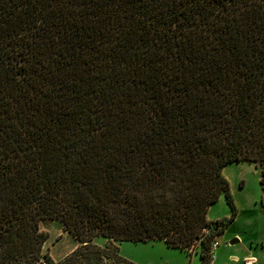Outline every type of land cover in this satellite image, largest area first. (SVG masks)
<instances>
[{"label": "trees", "instance_id": "trees-1", "mask_svg": "<svg viewBox=\"0 0 264 264\" xmlns=\"http://www.w3.org/2000/svg\"><path fill=\"white\" fill-rule=\"evenodd\" d=\"M241 161L264 190V0H0V264L149 240L212 264ZM56 220L80 243L61 261Z\"/></svg>", "mask_w": 264, "mask_h": 264}, {"label": "rangeland", "instance_id": "rangeland-1", "mask_svg": "<svg viewBox=\"0 0 264 264\" xmlns=\"http://www.w3.org/2000/svg\"><path fill=\"white\" fill-rule=\"evenodd\" d=\"M223 173L230 183L239 217L233 230H228L219 238L220 247L212 246L213 264H245V256L248 254L257 258L253 264H264L262 168L254 162L241 161L227 165ZM231 213V207L225 195H222L210 208L208 218L212 219L210 221H217L230 217ZM41 228L49 235L44 252L55 261L65 259L80 247V243L58 220L43 224ZM215 242H218L217 238ZM94 243L105 247L107 239L99 236L95 238ZM113 245L119 248V254L128 264H201L202 246L199 243L193 244L185 251L168 247L164 240L113 241Z\"/></svg>", "mask_w": 264, "mask_h": 264}, {"label": "crops", "instance_id": "crops-1", "mask_svg": "<svg viewBox=\"0 0 264 264\" xmlns=\"http://www.w3.org/2000/svg\"><path fill=\"white\" fill-rule=\"evenodd\" d=\"M208 215H209V213H208ZM238 217H239V213H238V216L236 217V219L230 224V226L228 227V229H227L225 232H227L228 230H229V231L233 230V228L235 227L236 222H238ZM224 218H228V217H224ZM222 219H223V218H222ZM209 220H212V219H209ZM217 220H221V219H217ZM223 234H225V233H223ZM223 234H222V235H223ZM222 235H221V236H222ZM221 236L217 237V241H218V242H219V238H220ZM236 236H240V235H239V234H236ZM240 239H241V240H244L241 236H240ZM237 242H239V240H237ZM218 247H220V242H219V246H218ZM218 247H217V248H218ZM216 250H217V249H216ZM216 250H215V251H216ZM213 256H214V253H213ZM251 259L254 260V261L257 260V258L254 257V255H251V254L246 255V256H245V260H246V261H245V264H248L247 261H248V260H251ZM213 262H214V257H213ZM212 264H213V263H212Z\"/></svg>", "mask_w": 264, "mask_h": 264}, {"label": "built area", "instance_id": "built-area-1", "mask_svg": "<svg viewBox=\"0 0 264 264\" xmlns=\"http://www.w3.org/2000/svg\"><path fill=\"white\" fill-rule=\"evenodd\" d=\"M218 245H219V243L215 242L213 246H214V248H217ZM247 262H248V264H253L254 260L251 259V260H248Z\"/></svg>", "mask_w": 264, "mask_h": 264}, {"label": "water", "instance_id": "water-1", "mask_svg": "<svg viewBox=\"0 0 264 264\" xmlns=\"http://www.w3.org/2000/svg\"><path fill=\"white\" fill-rule=\"evenodd\" d=\"M237 241V240H236ZM233 243V242H232Z\"/></svg>", "mask_w": 264, "mask_h": 264}]
</instances>
